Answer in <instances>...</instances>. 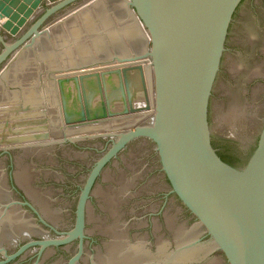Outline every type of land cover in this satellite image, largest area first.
<instances>
[{
    "label": "water",
    "instance_id": "water-1",
    "mask_svg": "<svg viewBox=\"0 0 264 264\" xmlns=\"http://www.w3.org/2000/svg\"><path fill=\"white\" fill-rule=\"evenodd\" d=\"M86 1L0 0V41L13 42L0 54V64L10 55L25 51L26 45L34 44L40 35V27L55 12L76 2L83 6ZM241 1L127 0L138 22L148 32L146 51L132 59L126 56L118 62L112 60L75 67L72 73L59 76V85L64 97L66 83L76 81L78 90L82 87L85 93L86 103L95 94L92 87H99L100 106L93 107L89 103L87 109L74 119L64 97L67 121L112 116V104L122 99L125 112L153 109L152 122L147 127L137 128L131 136L144 134L155 142L171 192L212 237L229 264H264V109L259 116L249 115L252 107L257 105L230 88L224 90L227 100L219 101L215 97L214 127L230 134L246 130L248 126L261 130L255 152L241 169L225 162L213 147L209 120L210 100L229 24ZM44 9H47L44 15L32 24ZM73 10L80 9H69L68 12ZM145 59L150 60L149 79ZM99 65L101 68H95ZM252 72L256 75L258 69ZM110 78L117 82L109 85ZM24 141L29 139L4 137L0 146ZM112 153L96 166L85 187L74 229L66 232L63 238H29L10 254L4 251L0 264L30 254L37 249H33L34 246H41V254L45 247H56L79 238V249L69 260V264H74L82 255L90 187Z\"/></svg>",
    "mask_w": 264,
    "mask_h": 264
},
{
    "label": "flooded vegetation",
    "instance_id": "flooded-vegetation-1",
    "mask_svg": "<svg viewBox=\"0 0 264 264\" xmlns=\"http://www.w3.org/2000/svg\"><path fill=\"white\" fill-rule=\"evenodd\" d=\"M62 10L63 13L67 11V9ZM45 11H47V9H44L43 12L40 13L39 19L44 15ZM57 13L58 12H55L53 15L56 17ZM52 19H50V21ZM41 27L39 29L40 34ZM123 55L125 57L130 56L131 53L125 52ZM60 60L62 59L60 58ZM78 61L82 60L80 59ZM235 68L236 70H234ZM146 69L147 79H149L150 73L147 66ZM254 69H258L256 75H253L252 70ZM58 70H61V68L57 69L54 67L43 73L46 74L48 78L54 80L53 88L58 91L59 102L63 110L62 119L60 121L62 133L57 137L52 135L51 118L46 105L39 104L35 106L34 99L32 98L33 95H30L31 97H29V102L27 104L18 103L16 107H13L11 115L9 116L8 114V116L5 117L1 127L3 129L0 131V140H3L4 137H8L12 132L11 129L17 125L14 121L17 117L14 115V112L16 114L17 111H21L23 114L34 112L37 114L36 117H27L26 119H42L41 121H43L45 125H49V131H51L50 135L48 136L46 133L44 137L41 138V141L56 140V143L61 144L58 150L56 149L54 152L58 153L57 156H60V158L64 157V159H62L67 165V172H56L59 175V177H57L59 180L51 176L52 180L55 182L61 181V183H63L65 193L60 192L63 191V189L59 190L54 186L50 188L52 190L51 196L57 198L59 195H62L66 204L76 206V210L70 213L72 220H77L79 201L96 166L119 146L99 169L92 182L86 200L85 223L87 218V207L91 203L96 206H100L102 203V196L100 197V195L95 193L96 189L100 188L102 192H106V190L110 188L109 186H111V188L117 190L119 200L122 201V219L120 221L128 230L129 241L131 244L138 243L136 239V237H138L142 248L152 256V259L149 260V264H171L156 256L158 253L157 238L159 237L169 244L167 248L170 255L175 254V251L178 250V246L166 226L165 217L167 215L173 217L174 226L178 227L184 224L183 226H186L185 229L187 231L193 230L192 228H194L196 224L201 227L202 232L195 235V237L186 244L190 248H203L201 256H204H200V258H198L199 260L196 259V263L194 261V264H220L221 261V264H229L223 252L215 246L212 237L207 234L199 221L186 209L179 197L171 192L170 181L162 168L155 142L144 134L131 136V132L136 131L137 128L147 127L152 122L153 115L149 114V117H146L147 112H132L130 109L128 112H125V103L122 99L120 100L123 103L121 114L115 113L112 105L111 109L114 112L112 116L108 114L106 118L101 119L67 121L64 97L66 99L68 112L73 119L80 115L82 110H86L89 103L93 107H99L101 98L98 96L99 87L93 86L92 88L95 89V94L92 95L93 97L91 100L88 98V103H86V97L82 87L78 90L76 81L74 80L66 83L65 95L63 97L59 85V77L56 78V72ZM56 83H58V86L55 85ZM147 83L149 84V82ZM221 86H224V88L221 89ZM226 88L240 92L242 98L246 97L250 103L257 105L252 107L250 114L248 113L249 115L254 114L259 116L261 114V111L264 109V0H242L237 6L229 24L225 49L222 54L219 73L210 100L209 120L211 125L212 145L225 162L235 168L241 169L246 166L255 152L261 130H255L253 126H248L246 130L240 129L239 132L230 134L212 125L213 121L216 120L217 114L215 97L219 98V101L227 100V95L224 93ZM255 91L256 97H254ZM34 107H37V110H34ZM141 116L142 120L140 118ZM122 117H130L132 119H129L132 121L122 122L120 121ZM115 118L119 122H122V125L117 126V128L112 131H100L90 136L87 132L85 133L82 130L84 126L94 122H106L108 119L116 120ZM127 123H129V125ZM44 124L42 123V125ZM123 124H125L124 127ZM74 128L78 132L74 133L77 134V136L72 134V132H75ZM80 128L83 132L79 131ZM60 137H64V142L67 144H64ZM74 137L76 139H73ZM74 144H79L80 146L78 147L80 150H76L71 146ZM8 150V148H0V157L4 158L6 155H9ZM63 150L66 152L65 155L63 154ZM128 164L133 165V168L128 167L130 166ZM2 168L6 177L8 175V167L3 166ZM119 169L122 171H119ZM121 178L123 179L122 182L126 180L125 182L129 181L131 185L122 186L119 182L115 181V179L118 180ZM13 188L17 191L16 195L18 197L10 200H15L17 204H22L23 206L31 202L28 199L29 197L25 196L19 189L14 186ZM7 192L6 190V196L8 195ZM3 200L7 201V197L4 196ZM6 205L5 203L1 204V207L4 208ZM89 233L88 230H84L82 256L86 255L90 257V259H93V263L96 258V254H94L95 249L98 251L102 249L99 239L92 238ZM95 244L97 245L95 246ZM74 252L75 251H72L73 254ZM73 254L70 255L71 257L68 260L73 257ZM212 259L214 261H212Z\"/></svg>",
    "mask_w": 264,
    "mask_h": 264
},
{
    "label": "rangeland",
    "instance_id": "rangeland-1",
    "mask_svg": "<svg viewBox=\"0 0 264 264\" xmlns=\"http://www.w3.org/2000/svg\"><path fill=\"white\" fill-rule=\"evenodd\" d=\"M95 1L96 0L88 1L87 4L90 5ZM101 1L105 2V4L107 3L105 5V9H107V11H105L104 9V14H102L101 21L100 20L98 21L97 19L98 24H93V25L90 24L87 30H82V32L79 30V34L78 31H76L74 32V34L71 35L66 25L60 24L56 27V23L61 20L64 21V18L67 20L71 18L73 20L76 17L77 19L80 15L79 10L77 11L73 10L69 12L66 11L67 13H63L62 12L63 10H59L56 17L54 15H53L54 17L51 16L50 19H52V17L53 19L50 21V19L48 18L45 24L42 25L41 34L36 37L34 44L26 45L25 51L19 54L14 53L15 56L14 54L10 55L7 61H4L3 63L0 64V131L1 129H3L1 127L4 123L5 117L8 116V114L10 116L11 113L13 112V107L16 106L18 102L20 104H27L29 102V97H31V96H23V100L21 101L15 99L16 96L13 95L14 93L18 92L17 91L18 89H16V87L19 86L18 83L30 84L33 83L35 80L36 81L35 85L37 84V86H42L41 87V89L43 90V91L41 90L42 93H40V91L39 94L38 91L36 93L37 96L42 98L41 101H38V104L46 105L49 112V116H50V107L52 103L55 102L54 104L56 105V107L60 106L58 101L59 96L57 94L58 91L55 88H53L54 80L48 78V76L43 72L48 71L49 69H53L54 67H56L57 69L60 68L66 69L74 64H81L82 62H84V61L82 62L78 61L81 59V57L78 55L79 53H77L76 50V45L81 44V42H84V44L86 43L84 45V49L85 51L86 49H88L90 52L88 57L89 61H94L95 58H97L95 60L98 61L119 58V57H123L124 56L123 54H125V52L126 53L129 52L131 53V56H134L137 53H141L144 51V49L147 47V39L149 38V35L147 31L142 27V25L138 22L137 15L134 13L132 9L129 8L127 0H115V1L101 0ZM110 2H113V4ZM93 6L94 4L89 6L90 7L89 9H94ZM113 6L116 8H114ZM81 8L82 5L78 6V3L76 2L74 4L69 5L65 9L69 10V9H81ZM62 13L63 15H61ZM40 15L41 14H38L36 18H34L32 24L37 19H39ZM88 21L92 22L91 16L89 17ZM32 24L30 26H32ZM130 28L132 29L134 28L133 30H136L137 34H139L143 30L147 34L146 38H144V35L141 36L142 34H139L136 37V39H134V41L131 40L128 37L129 36L128 32ZM53 30L58 38L64 39V42L63 41L56 42L54 41V39H52V37L54 38L52 32ZM115 35L118 36L120 43H117L118 40L116 41V39L113 38ZM5 41H6L5 43L0 41V54L6 49V46H9L11 43H13L12 41H9L7 39ZM97 43H101V45L104 46L101 52L97 51ZM114 45H116V47ZM70 50L73 51L75 54H72ZM72 57L73 59L70 64L69 60ZM60 58L62 60H60ZM85 58L87 57H84V59ZM62 73H63L62 70H58L56 72V78H58ZM19 81L22 83H20ZM46 85L49 86L50 88L52 87V91L50 90L48 91V87ZM56 85L58 86V83H56ZM14 115L18 117L17 112L16 114L14 112ZM17 117L14 120L15 122L18 121ZM53 120L55 122H57L58 120L57 127L59 128L61 121L60 117H58V119L55 117ZM57 127H54L51 124V129H52L51 133L53 136L56 137L61 134L60 132L61 128L59 129L60 131L58 132L56 130ZM116 128L117 126H113V125L111 127H97L94 129H90L88 127V129H85L84 132L85 133L87 132V134L89 133L90 136H93L94 134L100 131L102 132H104L105 130L112 131ZM74 133H78V132L77 131L72 132V134ZM74 136H77V134H74ZM9 137H13L12 134H10ZM63 138L60 137V139L64 142ZM73 139L76 138L74 137ZM40 142L41 140H36V141L29 140L26 142H21L22 144L28 143L31 145L33 143V146L24 147L20 150L14 148L16 143L0 146V147L3 146L7 147L9 149L8 150L9 155H6V157L4 158L0 157V184H1L0 258L1 259L3 258L4 251H7V253L10 254L13 250H17L20 244L28 240L29 238L43 239L48 236L63 238L64 236L67 235L66 232H69L72 229H74L76 219L72 220L70 213L76 210V206L75 205L70 206L66 204L62 195L59 196L57 195L58 196L57 198L56 197L53 198L51 196L52 195L51 194L52 190L50 189L51 187L56 186L59 190H62L64 188L63 183H61V181L55 182L51 178L52 176L53 178L55 177V179L59 180V178H57L59 177V175L56 172H63V173L67 172L66 162L63 160L64 157H62L63 158L62 159L60 158V156H57L58 153L54 152V150L56 149L58 150L61 144L56 143V140L55 141L46 140L44 141V143H40ZM64 144L67 143L64 142ZM71 146H73L76 150H80L78 147L80 146L79 144L78 145L74 144ZM17 151H24L27 153V155L29 156L31 155V157L26 156L22 159L20 158L18 163L14 156V154ZM65 153H66L65 150H63L64 155ZM40 156L45 157V160H43V162L37 160V158ZM18 164L19 167H23L24 169L28 168L31 170L32 173H34L33 174L34 180H32L31 187L34 188L36 192H38L37 196L40 199L38 200V203L42 208L45 209V211L42 210V208L37 204V202L34 203L27 190H25V188H23L18 183L15 172V170L18 167ZM3 166L8 167V175L6 177L4 174V170L2 168ZM115 181L118 182L117 180ZM130 185L131 184L129 183V181L124 182L122 184V186H130ZM13 186L19 189L25 196L29 197L28 199L31 202H29V204L26 203V205L23 206L22 204H17L15 200L14 201L10 200L12 198L18 197L16 195L17 191L13 188ZM109 187H110L109 190H114L113 194L118 195L117 190L111 188V186ZM6 190L8 191L7 196H6ZM99 190L100 188H97L95 193L97 194ZM60 192L65 193V190L63 189V191ZM4 196L7 197V201L3 200ZM4 203L7 205L6 207L3 208L1 207V204ZM104 204L105 203H103L102 200V204H101L102 206L101 205L96 206L93 203H91L87 207V218H86V225L84 228V230H88L90 232L89 235L92 238L99 239L100 247L102 250L98 251L97 249H95L94 254H96V258L94 259L93 263H92L93 259H90V257H87L86 255L84 256L81 255V257L78 258L74 264H100L102 263V260L100 261V259L104 258V255H108L104 250V245L107 242L104 237V233L98 232V228H99L98 226L104 223H106L107 225L113 224L114 226L120 228L125 234V239L127 240V242L130 243L128 230L123 226V224L120 221L122 219V211L120 218L111 220L110 216L106 213V211L103 208ZM14 207L17 213H19V216H21V222L23 224L22 231L21 230L18 231L19 229L12 228L13 225L18 226L17 218L19 217L16 216L15 221L10 220V215ZM120 209H121V204H120ZM88 211L91 212L93 218H90ZM136 239L138 240V243L136 244L140 245L141 247L140 249L145 250L144 248H142L141 242H139L138 237H136ZM159 240L160 237L157 238V243ZM79 243H80V239L77 238L69 243L61 244L56 247L48 246L41 251V254H40L41 246L40 247L34 246L33 249L34 248L37 249L36 250L30 249L33 250L31 254H28L26 256L23 254L19 255L14 260L9 261L6 264H68L69 261L68 259L71 257L70 255L73 254L72 251H75L74 254L77 253L79 249ZM165 244L166 246L169 245L167 242ZM96 245L97 244H95V246ZM185 247L190 248L188 247V245L184 246L183 248ZM183 248L175 251L176 253L174 255H177L179 251L181 252L182 250H184ZM145 253H147L146 250Z\"/></svg>",
    "mask_w": 264,
    "mask_h": 264
},
{
    "label": "bare ground",
    "instance_id": "bare-ground-1",
    "mask_svg": "<svg viewBox=\"0 0 264 264\" xmlns=\"http://www.w3.org/2000/svg\"><path fill=\"white\" fill-rule=\"evenodd\" d=\"M88 1H91V0H87L85 2V4L82 6V8L79 10L80 15H79V17L77 19H76V17L73 20L71 18H69V20H67V19L64 18V21L61 20V21H59V22L56 23V27L58 25H60V24H64L68 28L69 33L72 35L76 31H78V34H79V30L81 32H82V30H87L89 28L90 24H92V25L93 24H98V21L99 20L101 21L102 14H104L105 5L107 3L105 4V2H102L101 0H96L95 2L92 3V4H94V6H93L94 9H89L90 8L89 6H91L92 4L88 5L87 4ZM110 3L113 4V2H110ZM114 8H116V7H114ZM105 11H107V9H105ZM90 16L92 18V22H89L88 21ZM93 16H94V18H93ZM97 19H98V21H97ZM133 29L130 28L129 32L127 31L128 34H129L128 37L131 40L134 41V39H136V37L139 34H142L141 36L144 35V38H146V35L147 34L143 30L141 31L142 33L140 32L139 34H137L136 30H133ZM52 32H53V35H54V38L52 37V39H54V41H56V42L63 41L64 42V39L58 38L55 35L54 30ZM113 38L116 39V41L118 40L117 43H120L119 42V38H118L117 35H115ZM147 42H148V39H147ZM85 44H84V42H81V44L76 45L77 53H79L78 55L81 57V60L84 61V62L81 61L82 62L81 64H74V65H72L69 68H66V69L63 68V69H61V70H63V73L62 74H70V73L73 72L71 70L74 69V67H76V68L77 67H83V66H85V64L108 63V62H110L112 60H114L115 62H118V59H122L123 57H125V56H123V57H119V58L107 59V60H102V61L101 60L100 61H98V60L89 61L88 57H89L90 52H89L88 49H86V51H85V49H84V45ZM114 46L116 47V45H114ZM103 48H104V46L101 45V43H97V51H100L101 52L103 50ZM146 49H147V47L144 49L143 52H145ZM70 52L72 54H75L71 50H70ZM143 52H141V53H143ZM141 53H137L136 55H139ZM134 56H131L130 58L132 59ZM84 57H87V58L84 59ZM72 59H73V57L69 60L70 64L72 62ZM144 61H146V66L148 67L149 73H151L150 66H149L150 60L149 59H145ZM95 68H101V66L99 65V66H97ZM35 82L36 81L34 80L33 83H30L31 85L30 84H25V83H23V84H19L18 83L19 86L16 87V89H18L17 90L18 92L15 91L16 93H14V95H13V96H16L15 99H18V100L21 101V100H23V96L33 95L32 98L34 99L35 106L39 105L38 104V101H41L42 98L39 97V96H37L36 93H37V91H38V94H39V91H40V93H42L43 90L41 89L42 86H37V84L35 85ZM116 82L117 81H116L115 78H113V79L110 78L108 80L109 85H113V83L115 84ZM20 83H22V82H20ZM47 87H48V91L49 90L52 91V87L51 88L49 86H47ZM57 94H58V92H57ZM153 95H154V93H153ZM30 100H32V99H30ZM58 101H59V97H58ZM54 103H52V105L50 107V116H51V124H52V126L57 127L58 120H57V122H55L53 119L55 117L57 119H58V117H60V119H62V111L63 110H62V107H61V103L60 102H59V105H60L59 107H56V105ZM112 105H113V109H114L115 113H122L123 103L120 100L115 101ZM34 110H37V107L36 108L34 107ZM146 112H147V116L146 117H149L148 116L149 114H151V115L154 114V110L153 109L150 110V111H146ZM17 114H18V118H17L18 121L15 122L17 125H15L13 129H11L12 132L10 133V134H12L13 137H9L10 136L9 135L7 138H15V139H22V140L29 139V140H32V141H36V140H41V138H43L46 133L48 134V136L50 135V132L51 131H49V125L48 124L45 125L44 122L41 121L42 119L41 120H38V119L37 120L36 119L31 120L29 118L26 119L27 117H36V115H37L36 113L31 112V113L23 114V113H21V111H17ZM127 117H122V119L120 121H122V122H129L130 121L131 122L132 120H130V119H132V118L129 117L130 118L129 119ZM138 117H139V115H138ZM140 118L142 120V116ZM23 119H26V120H23ZM136 120H137V118H136ZM46 121L48 123V120L47 119H46ZM122 122H119L117 119L116 120H109L108 119V121H106V122H104V121H102V122H94L92 124H89L87 126H84L82 128V130L84 131L85 129H88V127L90 129H94V128H97V127H111L112 125L113 126H120V125H122ZM42 123L44 125H42ZM125 124H123V127L125 126ZM127 124L129 125V123H127ZM133 124H135V123H133ZM60 126H59V128L57 127V129H56L58 132L60 131L59 129L62 127V126L61 127ZM82 130H81V128L79 129V131H82ZM74 131L76 132L77 130H75V128H74ZM24 142H26V141H24ZM33 143H32V145L31 144H28V143H25V144L16 143V145L14 146V148L20 150V149H22L24 147L33 146ZM40 143H44V142L41 141ZM14 156H15L16 161L18 163H19L20 158L22 159V158H24L26 156L27 157H31V155L30 156L27 155V153L24 152V151H17L14 154ZM37 160L43 162V160H45V157H41L40 156V157L37 158ZM128 165H130L128 167H132L133 168V165H131V164H128ZM120 170L121 169H119V171ZM15 172H16V178L18 180V183L23 188H25V190H27V192L30 194V197L34 201V203L37 202V204L40 206V204L38 203V200H40L39 197L37 196L38 195V192H36L35 189L31 187L32 180H34V175H33L34 173H32L31 170L28 169V168L24 169L23 167H19V164H18V167L15 170ZM115 180H117V179H115ZM122 180L123 179L121 178V179H118L117 181L122 185L126 181L125 180V181L122 182ZM113 191L114 190L107 189L106 192H102L101 190H99L97 192V194L100 195V197L102 196L103 203H105L103 205V208L106 211V213L110 216L111 220L121 217L120 204H122V201L119 200L118 195L113 194ZM0 192H1V184H0ZM42 210L45 211L44 208H42ZM88 212H89L90 218H93L91 212L90 211H88ZM16 216H19V213H17V211H16V209L14 207L13 210H12V212H11V215H10V220L11 221H13V220L15 221L16 220ZM165 218H166L165 220H166V223H167L166 226L169 229L168 231L173 236V239H174L176 245L178 246V249H181L184 246H186V244H187V242L189 240H191L193 237H195V235H197V234H199V233L202 232L201 227L199 225H197V224L194 226V228H192L193 230L187 231L185 229L186 226L185 227L183 226L184 224L183 225L181 224L178 227L177 226H174L175 223L173 222V217L172 216H168L167 215ZM176 222H177V220H176ZM17 224H18L19 228H18L17 225H13L12 228L19 229L18 231H20V230L22 231L23 230V224L21 222V216H19L17 218ZM98 227H99L98 228V232L99 233L100 232H103L104 233V237H105V239L107 241L105 243V245H104V250L108 254V255H104V258H101L100 259V261L102 260V263H100V264H149V260L152 259V256H150L149 254L145 253V250H141L140 249L141 247H140L139 244H136L135 243V244H132L131 245L129 242H127V240L125 239V234H124V232L120 228H118L117 226H114L113 224L107 225L106 223H104V224H102V225H100ZM161 239L162 238L160 237V240L157 243V246H158V254L156 256H159V258H161V259H163V260H165V261H167L169 263H172V264H174V263L194 264V261L196 259L200 258L201 253L203 252L202 251L203 248H201V247L200 248L199 247L198 248H194V247L193 248L192 247L191 248H187V247H185V248H183L184 250H182L181 252L179 251V253L177 255H174V254L173 255H170L169 252H168V248H167V246L165 244L166 242L162 241ZM203 256L204 255H202L201 257H203ZM213 259H215V258H213ZM213 259H212V261H214ZM195 263H196V261H195ZM221 263H222V261H221Z\"/></svg>",
    "mask_w": 264,
    "mask_h": 264
}]
</instances>
